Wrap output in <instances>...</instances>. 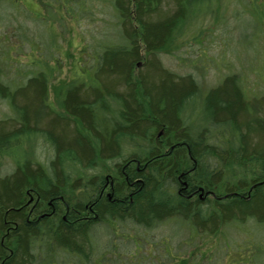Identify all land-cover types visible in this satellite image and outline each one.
<instances>
[{
    "label": "trees",
    "instance_id": "obj_1",
    "mask_svg": "<svg viewBox=\"0 0 264 264\" xmlns=\"http://www.w3.org/2000/svg\"><path fill=\"white\" fill-rule=\"evenodd\" d=\"M90 1L0 0V168L4 156L15 165L12 176L0 175V235H4L0 257H7L3 264H28L31 259V264H39L43 255L33 249L38 243L44 244L53 264H94L97 260L109 264L105 262L107 255L117 256L111 264H124V255L115 251L130 245L131 250L137 249L139 243L151 246L154 254L156 243L151 244L141 232L156 230L167 222L190 233L186 242L217 235L218 249L225 252L226 264H264V103L259 102L264 98V64L255 71L247 64V70L254 75L252 81L245 78L242 70H227L219 88L202 96L195 78L173 74L157 59L188 22L205 17L211 21L209 26L222 25L225 29L229 19L236 22L240 14L223 12L220 5L226 0H167L175 5L172 12H162L160 6L165 0H108L119 18L120 29L113 34H118L115 45L105 47L96 44L97 39L89 48L81 47L77 50L81 59L73 57L68 79L50 90L62 72V50L55 45V22L42 18L41 7L47 14L77 20L86 14ZM230 3L239 12L242 9L250 23L259 26L263 38L264 0H229ZM31 23H37V34ZM45 24L52 30L47 31ZM15 33L19 45L9 39ZM29 35L37 37L38 43ZM13 63L21 67L12 68ZM202 64H208L207 60ZM102 86L116 90L113 94L120 107L121 123L113 119V128L108 132L96 129L91 119L90 108L103 102L102 94L84 91ZM51 92L53 97L64 94L58 112L46 108ZM39 107L43 109L41 115L36 114ZM194 118L205 120L207 130L200 126L199 132L191 130ZM162 127L167 142L180 143L174 150L180 154L176 161H172L169 151L162 156V167L157 163L144 167L149 160L126 157V153L150 140L154 128ZM54 130L60 137L50 141L48 133L51 136L49 131ZM38 142L53 149L52 157L45 162L52 174L45 176L40 169L46 167L39 164L34 168L39 162L26 158L31 153L29 145ZM233 145L235 148H228ZM187 148L196 161L189 176L195 197L214 194L221 198L220 203L211 204L206 198L201 204H158L159 195L161 199L164 195L172 199L168 189L178 175L176 171H187ZM118 158L136 160L127 174L133 186L124 185L112 196L117 203H108L105 197L104 204L92 207L93 213L83 207L74 209L76 213H63L65 206L70 207L65 195L70 181L76 175L86 178V172L96 170L102 163H116ZM239 176H247L249 184L233 186L231 182ZM85 180L76 183L89 181ZM70 187L74 189L73 184ZM35 194L44 203L62 195L64 204H53L57 211L54 218L43 217L37 223L28 215L26 204ZM230 231L235 237L229 235ZM240 236L242 239L237 240ZM27 242L33 245L29 259ZM158 243L162 246L166 240ZM101 249L107 251L100 253ZM165 249L164 255L171 257V247L169 253ZM129 254L135 257L133 264H140V256L134 251ZM183 263L185 260L178 262Z\"/></svg>",
    "mask_w": 264,
    "mask_h": 264
},
{
    "label": "rangeland",
    "instance_id": "obj_2",
    "mask_svg": "<svg viewBox=\"0 0 264 264\" xmlns=\"http://www.w3.org/2000/svg\"><path fill=\"white\" fill-rule=\"evenodd\" d=\"M228 1L229 0L222 2L220 5L221 10L226 14L238 12L240 14L239 17L244 18L242 21L238 20L235 22L229 19L225 29L222 25L209 26L211 21L205 17L188 22L180 33L172 37L165 48L166 53L158 54L157 59L161 66L178 76L191 75L197 80L201 89H207L208 87L218 85L224 74L230 69L236 71L242 70L245 78L252 81L254 75L247 70V64L249 63L254 71L259 70L262 67V63L264 64V36L262 38V34L258 32L259 26L256 25V23H250L249 18L244 16L246 13L242 9L239 12L237 8H233V4H228ZM34 6L36 9L40 7L32 5V7ZM87 8L88 11L86 14H83L77 20H70L66 18L63 19L62 15V17H58V14L55 16V13L47 14L45 8L41 7L40 12H42V18H48L49 21L55 22V45H57L58 50H62V72L50 85V90H52V86H60L63 84V80L68 79L71 72L70 65H73L75 61L73 57L78 59V61L81 59L77 55V50H81V47L89 48L97 39L96 44L105 47L115 45L116 36L118 34H113L117 29H120V25L118 22L119 18L109 1L91 0L88 2ZM163 9L166 11L168 10L167 6H163ZM201 11L203 10L201 9ZM30 26L33 27L37 34L39 31L37 23H31ZM45 26L47 31L52 30V28H49V24H45ZM254 27L257 28L255 29ZM5 32L6 30H4V33ZM16 34L17 33H15L13 37L10 36L9 39L14 45H19L20 39ZM196 34L197 36H195ZM29 38L35 44L38 43L35 40V38L38 39L37 37L29 35ZM38 47L41 48V43H39ZM93 47L96 48L95 46ZM42 54H44V48ZM36 56L41 58L38 53ZM22 59L23 57H21V60ZM206 60L208 64H202V61ZM90 63H93V61H90ZM12 66V68L21 67V65L15 63H13ZM136 68L138 69L139 67ZM90 92H96V90L92 89ZM53 98L51 92L50 100L53 101ZM201 107L202 106H200V108ZM38 109L36 114H43L42 107ZM49 132L51 134L50 136L48 133V139L50 141L60 137V134L57 136L55 130ZM30 152H34L35 159L43 164L47 161L48 157H52L53 149L49 145H43L42 142H38L37 145L30 146ZM112 162L102 163L101 166L95 170L94 175L106 177L112 174ZM3 163L4 165L2 166L1 173L3 175L10 174L15 168L14 161H10L9 158H6ZM90 175V173L86 172V177ZM78 180L79 176L76 175L70 181L69 186L66 188L69 189L67 194H65L66 198L71 200L75 199V196H72L74 190L70 185L73 184L74 187L79 184L81 185L79 182L76 183ZM76 193L79 196L81 194V189L77 190ZM201 196L200 200L203 201L205 196ZM160 199L161 197L159 195L158 200L160 201ZM189 234L190 233L186 229H181L180 225L175 226L174 223L167 222L156 230L146 233L141 232V236L145 237L151 244L156 243L154 254L151 246H144V249L139 243L137 249L131 250L132 245H130L128 249L120 248L121 251H115V253L124 255V258L122 257L124 264L134 263L135 257L129 254L132 253V251L141 257V259L138 260L140 264H178L181 260H185L183 264H226V260L223 257L225 252L223 253V251L221 252L218 249L219 239L217 235L208 237L204 240L200 238L190 239L186 242L187 238H189ZM229 235L235 237L233 231H230ZM240 238L242 239V236L237 237V240ZM101 239L102 242H104L105 238L103 236ZM162 240H166V243H163L161 246L158 242ZM103 247L104 245H102V248ZM170 247L173 255L171 257L168 255L165 256L163 248H167L165 251L169 253ZM106 251V249H101L100 253ZM262 252H264V250H262ZM105 258V262L109 264L113 263L115 259L117 260V256L115 255H107ZM94 264H104V262L97 260Z\"/></svg>",
    "mask_w": 264,
    "mask_h": 264
},
{
    "label": "bare ground",
    "instance_id": "obj_3",
    "mask_svg": "<svg viewBox=\"0 0 264 264\" xmlns=\"http://www.w3.org/2000/svg\"><path fill=\"white\" fill-rule=\"evenodd\" d=\"M163 6H167V11L163 9ZM162 12H172L174 11V8H175V5L172 4V3H167V0H165V2L160 6ZM244 18H240L239 21H242ZM241 23V22H240ZM138 75V73L136 74ZM141 75H139L140 77ZM219 88V85H216V86H211V87H208L207 89H202L200 90V94L202 96H205V95H208L209 93L211 92H214L216 91L217 89ZM96 90L99 94H102L101 97L103 99V102L99 103V105H94L92 108H90L92 111V114H91V119H92V123H93V126L100 130L101 132H108L110 131L112 128H113V123H112V120L113 119H117L119 120L121 123V120H120V116H119V110H120V107L119 105L116 104V96H114L113 92H115L116 90H112V86L109 88H105L102 86V88H89V89H86L84 90L85 92L87 91H90V90ZM63 93L61 95V97H59L58 95L56 97H54L53 101H51L48 105H47V109H50L52 108L53 111L55 112H58L61 110V106L59 104V102H62L63 101ZM101 99V100H102ZM98 100V99H97ZM107 102V103H106ZM260 104L264 103V98H260ZM185 107V105L183 106ZM182 108V107H181ZM63 109V107H62ZM181 110V109H180ZM107 111H110L111 114H108L106 115V112ZM54 112V113H55ZM53 115H56L53 114ZM112 115L114 117H112ZM208 115V114H207ZM210 116V115H209ZM112 117V118H110ZM195 120L193 121V125L194 126H191L190 129L195 131V132H199L201 131V129H205L207 130V123L205 122V120L203 119H200V118H194ZM7 125V124H5ZM201 129H200V127ZM195 127H198V129H196ZM207 132V131H206ZM205 134V133H204ZM218 134V133H217ZM184 137H186L187 139H190L192 142H194L188 135H183ZM183 137V138H184ZM182 138V140H183ZM150 140L146 143H143L139 148L133 150V151H130L128 153H126V157L127 158H136V159H147L149 161H145L143 164H144V167H147L148 165L150 164H154L157 163L159 166L162 167V161L161 159H164V157L162 158V156H165L164 153L166 152H171V158H172V161H176V158L178 159V155L180 154H176L174 153V150L177 146H180L178 142H173V141H170V142H167L166 141V138H165V128H161V129H153L152 133L150 134ZM185 139V138H184ZM182 143V142H181ZM151 144V146H150ZM32 146V145H29V147ZM203 145L200 144V147H202ZM227 146V145H226ZM228 148H235V146H229ZM24 149H25V145H24ZM189 148L186 149V155H185V162H184V166L186 167L185 169H190L191 171L194 170V167L196 166V161L191 157L190 155V152L188 151ZM230 150V149H229ZM160 151V152H158ZM116 156L113 155V157ZM26 158H28V160H31V161H38L37 159H35V154L34 152L33 153H30V154H26ZM250 158V157H248ZM4 159L5 156H4ZM35 159V160H34ZM120 160H118L120 163H125L127 162L126 161H123L125 160L126 158H118ZM150 161H152V163H150ZM39 162V161H38ZM3 164V163H2ZM39 164H41L43 167H46V164L45 162L42 164V163H35L34 164V168L36 166H38ZM168 169V168H167ZM2 170V166L0 168V175L1 177H6V176H12L13 175V171L8 174V175H3L1 172ZM52 170L48 169L47 167L44 168V169H40V172L43 173L45 176L46 174H52L51 173ZM176 171V170H175ZM165 172V170H164ZM177 173H180L179 171H176ZM88 173H90L91 175L90 176H87L86 178H83V179H79L80 181H86L85 179H93V183L95 184H92V188L95 189L93 190L94 193H97V192H101L100 190L103 188V186L105 185L104 184V181L101 180L99 177L96 178V175H93L92 176V173L89 171ZM183 174V173H182ZM86 176V173L85 175ZM97 176H102V175H97ZM61 179L62 182H64V179L62 177V175L60 174L59 176ZM11 178V177H10ZM233 186L235 185H241V186H246L248 185V179H247V176H239L237 178L236 181H232L231 182ZM63 184V183H62ZM52 186L55 188L57 187L56 184H53L52 183ZM231 189L228 187V190ZM205 196V199L207 198L208 202L211 203V204H216V203H220L221 201V198H218V196L214 195V194H207V195H204ZM228 196H233L232 193H228ZM202 196H200L201 198ZM179 202V201H178ZM180 204H201V203H197L195 202L193 199H189L188 198H183L182 201L179 202ZM4 235H0V243H3V238ZM27 235H26V239H27ZM23 239V238H22ZM19 243H20V240H19ZM22 243V242H21ZM20 243V244H21ZM32 244V242H31ZM39 246H36L34 245V248L33 249H37L38 251L41 252V254L43 255L39 260H38V263L39 264H53L52 262V258H50L49 254L47 253L46 249H45V246L44 244H41V243H38ZM30 246L33 247V245H30L26 244V252H27V259L29 258H32V252L31 250H33L32 248L30 249ZM17 250L16 247H14V250ZM18 252V251H17ZM16 251L14 252V254H18ZM12 253V251H11ZM9 252V255L11 254ZM15 256V255H14ZM7 260V257H3L1 258L0 257V264H3L5 261ZM6 264V263H5ZM10 264H16L14 263L13 261L10 263Z\"/></svg>",
    "mask_w": 264,
    "mask_h": 264
},
{
    "label": "flooded vegetation",
    "instance_id": "obj_4",
    "mask_svg": "<svg viewBox=\"0 0 264 264\" xmlns=\"http://www.w3.org/2000/svg\"><path fill=\"white\" fill-rule=\"evenodd\" d=\"M134 160H131L130 162L127 161L125 163H120L118 162H112L113 167H112V174H109L108 176H97L96 178L99 177L101 180L104 181V186L100 190L101 192L94 193L93 190L96 188H92L93 179H89L88 182L86 183H81L78 186H73L74 194L72 196H75L74 200L69 199V205L65 206L66 209L63 210V213H69V210H72V212L76 213L74 209H77L78 211L81 210L83 207L84 210H86L89 213H93L92 207H95L96 204H104L103 203V198L106 197L108 200V203H117L116 200L112 201V196L116 193H118L122 188L124 189V185L126 187H132L133 182L129 183L131 181V177H128V173H130L129 168H132L131 164ZM126 161V160H123ZM134 163V162H133ZM139 166V164H138ZM92 173V176L94 175L95 170L90 171ZM166 174L171 173L170 171H166ZM122 176L124 179H122ZM189 176L191 177V170L187 169V171L180 172L178 175L176 174L175 179L173 180L172 184H169V189H168V194L172 195V199L168 198V195L165 196L163 199L158 200V204H180V198H188L193 199L195 202L200 203L202 202L200 200V196L198 195L197 198L195 197V191H193V187L189 185ZM160 183V181L158 180ZM81 189V194L78 196L76 191ZM126 193V192H125ZM27 195L29 192L26 193ZM208 194V193H207ZM34 197H29L27 201L28 205V215H31V219H35L36 222L45 217L48 220L51 218H54V215L57 214L56 207H54L53 204H64V197L62 195H58L56 198H52L51 200H47L46 203H44L42 200L40 201V198L37 194H35ZM179 201V202H178ZM119 203V202H118ZM130 203V202H129ZM43 204H46V206L43 208ZM182 204V203H181ZM72 205V207H71ZM80 205V206H79ZM79 206V207H77ZM61 207H58L60 209ZM40 214V215H39ZM34 215V217H32ZM35 215L37 217L35 218ZM86 215L89 216L88 213ZM64 219V217H63ZM14 228V227H13ZM32 263V259L28 261V264ZM27 264V263H26Z\"/></svg>",
    "mask_w": 264,
    "mask_h": 264
}]
</instances>
